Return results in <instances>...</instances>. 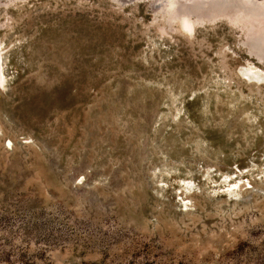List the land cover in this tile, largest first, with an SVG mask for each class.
Masks as SVG:
<instances>
[{"label": "rangeland", "instance_id": "rangeland-1", "mask_svg": "<svg viewBox=\"0 0 264 264\" xmlns=\"http://www.w3.org/2000/svg\"><path fill=\"white\" fill-rule=\"evenodd\" d=\"M148 1L0 4V264L264 263V0Z\"/></svg>", "mask_w": 264, "mask_h": 264}, {"label": "bare ground", "instance_id": "bare-ground-1", "mask_svg": "<svg viewBox=\"0 0 264 264\" xmlns=\"http://www.w3.org/2000/svg\"><path fill=\"white\" fill-rule=\"evenodd\" d=\"M13 0H0V4H4L6 3L5 6H3L6 10V12H9V5H11ZM183 1V0H182ZM222 1L223 0H198L195 1L196 7L197 9H201L206 6H208L209 4L215 5L217 7V9L219 10L222 7ZM229 1V0H228ZM247 1H251V0H247ZM188 2V1H187ZM172 3V2H171ZM224 3V2H223ZM253 4V2H250ZM147 4L150 6V8H156L157 6H159L158 0H149L147 2ZM194 4V5H195ZM249 5V4H248ZM7 7V8H6ZM11 7V6H10ZM3 8V9H4ZM181 10L184 9V7L180 8ZM263 9V8H262ZM180 10V11H181ZM202 10V9H201ZM210 11V10H209ZM217 12V11H216ZM220 12V11H219ZM173 13V12H172ZM222 13V11H221ZM174 15V14H172ZM182 15V14H181ZM200 15V14H199ZM172 17V16H171ZM177 17V16H175ZM186 17V16H185ZM182 18V21L180 19L181 24L179 26H182L186 35H194L195 31H196V22L193 20H188L187 18ZM239 17V16H238ZM196 18V17H195ZM173 19V17H172ZM189 21L191 23H189ZM197 21V20H196ZM239 21V20H238ZM203 23V21H202ZM199 24V23H198ZM200 26V25H199ZM261 26V25H260ZM1 60V59H0ZM240 75L242 76V78L244 80H246L249 83H262L264 82V72L262 70H260L259 68H257L256 66L252 65V64H248L245 67H241L239 70ZM2 79V78H1ZM259 85V84H258Z\"/></svg>", "mask_w": 264, "mask_h": 264}, {"label": "trees", "instance_id": "trees-1", "mask_svg": "<svg viewBox=\"0 0 264 264\" xmlns=\"http://www.w3.org/2000/svg\"><path fill=\"white\" fill-rule=\"evenodd\" d=\"M264 264V263H263Z\"/></svg>", "mask_w": 264, "mask_h": 264}]
</instances>
